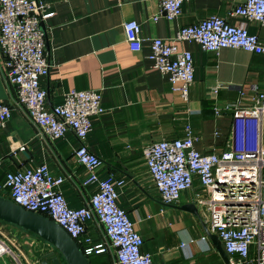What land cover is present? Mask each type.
<instances>
[{"label": "crops", "instance_id": "crops-1", "mask_svg": "<svg viewBox=\"0 0 264 264\" xmlns=\"http://www.w3.org/2000/svg\"><path fill=\"white\" fill-rule=\"evenodd\" d=\"M37 1L50 5L55 13L43 21L50 71L41 79V86L47 91V106L61 105L72 90L102 91L105 111L93 117L85 145L102 160V178L113 174L125 181L118 189V204L142 235L143 251L152 255L155 264H227L204 231L210 213L199 204L197 194L207 198V193L196 183L176 204H164L150 177L144 152L154 143L183 137L188 124L199 138V151L211 154L227 150L233 113L223 111L219 116L214 106L236 103L241 90L249 92L256 87L264 91V54L231 48L215 54L197 43L180 42L181 51L192 52L195 67L189 101L183 102L172 91L168 77L147 60V44L140 52L129 49L123 26L135 20L142 25L143 37L171 40L182 27L216 15L227 17L231 24L246 25L251 34L264 40L262 26L229 16L246 0H185L182 15L175 21L165 17L154 21L160 11L156 0ZM4 64L0 52V103L12 110L11 120L0 133V195L8 198L6 173L47 164L53 175L66 178L59 190L69 207L87 206L97 185H83L86 172L75 157L78 138L71 131L57 140L43 135L18 105L17 90L8 83ZM215 87H219L216 101L212 97ZM243 103L248 104V100ZM262 128L264 139V118ZM190 204L196 205L200 218L183 210ZM204 216L206 221L201 220ZM87 233L94 243L108 248L106 254L96 255L99 263L117 264L115 250L97 220L87 223ZM182 233L187 237L182 238ZM203 237H207L208 251H201ZM0 239L12 250L11 264H40L42 255L53 250L42 239L13 225L0 223Z\"/></svg>", "mask_w": 264, "mask_h": 264}, {"label": "built area", "instance_id": "built-area-1", "mask_svg": "<svg viewBox=\"0 0 264 264\" xmlns=\"http://www.w3.org/2000/svg\"><path fill=\"white\" fill-rule=\"evenodd\" d=\"M156 1L160 11L154 21L160 17L175 21L182 15L185 0ZM50 10V5L37 0H0V52L5 58L6 77L17 90L18 105L43 135L57 140L69 131L75 134L80 142L75 157L86 172L83 185H97V191L87 206L70 208L59 190L66 178L53 175L44 164L6 173L8 199L57 222L83 247L87 257L108 251L105 244L94 243L87 233V223L97 220L115 250L117 264H155L152 255L143 251L142 235L118 204V189L125 181L117 180L113 174L102 178V160L85 145L93 117L105 111L102 91L72 90L61 105L47 106V91L41 79L49 75L50 65L46 32L40 24L55 15ZM229 16L242 17L264 29V0H246ZM123 28L131 51L140 52L148 45L147 60L168 77L172 91L183 102L189 101L195 67L192 52L181 51L180 42L197 43L204 51L215 54L227 48L264 54V40L251 34L246 25L231 24L227 17L213 15L182 27L171 40L143 37L142 25L135 20L126 21ZM218 89L212 90L215 101ZM245 99L248 104L243 103ZM214 111L219 116L223 111L233 113L227 150L202 153L197 148L199 138L188 124L183 137L146 148V165L166 205L176 204L182 193L196 183L207 193V198L197 194L198 202L210 213L208 229L220 239L230 258L227 264H264V91L256 87L249 92L241 90L236 103L224 107L216 103ZM11 118V107L0 103V133ZM5 255H12V250L0 239V259Z\"/></svg>", "mask_w": 264, "mask_h": 264}, {"label": "water", "instance_id": "water-1", "mask_svg": "<svg viewBox=\"0 0 264 264\" xmlns=\"http://www.w3.org/2000/svg\"><path fill=\"white\" fill-rule=\"evenodd\" d=\"M40 25L41 29L46 32L44 22H41ZM183 210L200 218L199 211L195 204L187 205L183 207ZM0 221L34 234L52 247V251L42 255L40 264H90V260L85 255L80 245L57 222L49 219L45 215L27 211L1 195ZM203 225L205 224L203 223ZM204 231L213 241L221 257L228 263L227 254L218 236L210 233L206 226H204Z\"/></svg>", "mask_w": 264, "mask_h": 264}, {"label": "rangeland", "instance_id": "rangeland-1", "mask_svg": "<svg viewBox=\"0 0 264 264\" xmlns=\"http://www.w3.org/2000/svg\"><path fill=\"white\" fill-rule=\"evenodd\" d=\"M205 220L206 221V218L205 216L204 217H201V220ZM200 220V219H199ZM48 244V243H47ZM88 259L90 260V262L92 264H100L99 263V257L96 256V255H93V256H90L88 257ZM12 263V257L10 255H5L4 257H2L0 259V264H11Z\"/></svg>", "mask_w": 264, "mask_h": 264}, {"label": "clouds", "instance_id": "clouds-1", "mask_svg": "<svg viewBox=\"0 0 264 264\" xmlns=\"http://www.w3.org/2000/svg\"><path fill=\"white\" fill-rule=\"evenodd\" d=\"M182 238H186L187 237V233H182L181 234ZM187 239L184 240V246L187 247ZM200 248L201 251H208L210 249V246L207 244L206 242V238H202V240L200 241Z\"/></svg>", "mask_w": 264, "mask_h": 264}, {"label": "trees", "instance_id": "trees-1", "mask_svg": "<svg viewBox=\"0 0 264 264\" xmlns=\"http://www.w3.org/2000/svg\"><path fill=\"white\" fill-rule=\"evenodd\" d=\"M0 223H2V224H6V223H3V222H1V221H0ZM7 225H9V224H7ZM14 227H15V226H14ZM80 247H82V246H80ZM82 248H83V247H82ZM103 262H104V261H103ZM90 264H92V263L90 262Z\"/></svg>", "mask_w": 264, "mask_h": 264}]
</instances>
